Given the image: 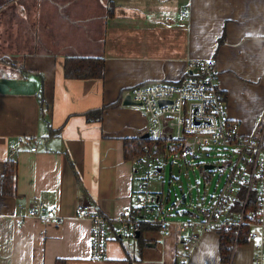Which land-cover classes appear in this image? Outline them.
I'll return each mask as SVG.
<instances>
[{
  "label": "crops",
  "instance_id": "0c3cea01",
  "mask_svg": "<svg viewBox=\"0 0 264 264\" xmlns=\"http://www.w3.org/2000/svg\"><path fill=\"white\" fill-rule=\"evenodd\" d=\"M0 18V57L14 54L0 58V264H253L252 239L221 261L214 229L185 251L190 232L152 205L136 229L115 231L125 209L137 217L139 183L157 195L143 149L136 159L124 154L123 140L149 139L152 126L140 104L123 103L127 91L177 82L189 58H211L227 116L240 134L252 133L264 110V0H3ZM67 57L95 58L103 74L67 77ZM160 138L171 145L152 156L177 150L175 131ZM6 160L16 163L10 195L1 187ZM38 202L56 216L18 224ZM78 202L108 218L104 259L90 258V222L75 214Z\"/></svg>",
  "mask_w": 264,
  "mask_h": 264
},
{
  "label": "built area",
  "instance_id": "2783aa9c",
  "mask_svg": "<svg viewBox=\"0 0 264 264\" xmlns=\"http://www.w3.org/2000/svg\"><path fill=\"white\" fill-rule=\"evenodd\" d=\"M182 17L188 13L181 12ZM189 74L172 83H154L131 87L127 94L137 104L142 106L152 124L147 130L151 144H144V156L140 161L147 165L150 161L160 162L159 156H152L157 150L156 140L161 132L167 130L169 135L175 131L177 145L174 148L184 157L191 160L202 146L209 143L230 146L233 158L229 163L226 178L218 193L210 201L191 208L189 219L177 221L178 230H188L190 234L183 243L184 250L192 251L199 243L202 233L214 228H228L236 225L238 231L244 224L245 206L251 200L255 209L246 214L250 217V239L255 240L253 264H264V110L259 114L252 133L242 135L237 125L227 116L223 94L219 87V74L216 64L211 58H189ZM35 150V147L31 148ZM161 169L157 166L148 168V176H157ZM142 190L137 199L142 205L135 209L137 217L130 216L125 209L119 218L120 225L115 234L121 235L129 229H136L144 220L139 214L145 212L154 204L157 195L146 192L145 184L139 183ZM242 203V212L233 216L235 203ZM75 214L87 218L90 222V258L104 259L107 256V223L108 218L100 211L91 210L85 203L78 202ZM56 216L54 207H47L43 202L27 207L23 218H17V223H23L27 217L36 218L42 222ZM195 216V218H193ZM164 221V220H162ZM189 255L181 253L182 262Z\"/></svg>",
  "mask_w": 264,
  "mask_h": 264
},
{
  "label": "rangeland",
  "instance_id": "374dc122",
  "mask_svg": "<svg viewBox=\"0 0 264 264\" xmlns=\"http://www.w3.org/2000/svg\"><path fill=\"white\" fill-rule=\"evenodd\" d=\"M6 53L0 58L7 62L14 60V54ZM232 158L230 146L209 143L197 151L193 160L171 150L160 157L157 165L150 163V170L156 166L162 168L158 176L149 180L151 190L157 192L153 214L166 216L170 221L189 219L191 208L207 203L218 193Z\"/></svg>",
  "mask_w": 264,
  "mask_h": 264
},
{
  "label": "trees",
  "instance_id": "16d2710c",
  "mask_svg": "<svg viewBox=\"0 0 264 264\" xmlns=\"http://www.w3.org/2000/svg\"><path fill=\"white\" fill-rule=\"evenodd\" d=\"M64 72L67 77L75 78H88L101 76L103 74V63L95 58H82V57H67L64 63ZM103 109H98L96 118H100ZM158 150L155 154H160L163 148L170 147L165 138H159L156 141ZM144 144H151L147 138H127L123 140V149L125 157L128 159H136L143 154L142 147ZM15 177H16V163L13 160H6L4 172L1 179V187L3 194H13L15 190ZM233 216H239L242 212V203L234 204ZM255 209V204L250 202L245 206L244 224L240 227L239 231L236 225H230L228 228H214L219 236V256L221 261L229 262L232 251L235 246L247 244L250 240L249 232L251 230L250 217L246 214L250 210ZM139 229H141L139 227ZM64 260L58 258L55 264H63Z\"/></svg>",
  "mask_w": 264,
  "mask_h": 264
},
{
  "label": "water",
  "instance_id": "95a60500",
  "mask_svg": "<svg viewBox=\"0 0 264 264\" xmlns=\"http://www.w3.org/2000/svg\"><path fill=\"white\" fill-rule=\"evenodd\" d=\"M124 104H137L134 102L129 96H126L125 100L123 101ZM139 231H136V236H138Z\"/></svg>",
  "mask_w": 264,
  "mask_h": 264
}]
</instances>
